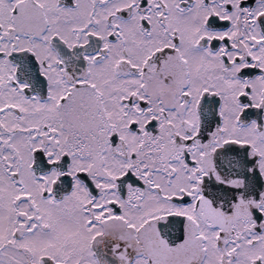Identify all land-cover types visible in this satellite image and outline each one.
<instances>
[{
	"label": "snow or ice",
	"instance_id": "1",
	"mask_svg": "<svg viewBox=\"0 0 264 264\" xmlns=\"http://www.w3.org/2000/svg\"><path fill=\"white\" fill-rule=\"evenodd\" d=\"M0 264H264V0H0Z\"/></svg>",
	"mask_w": 264,
	"mask_h": 264
}]
</instances>
